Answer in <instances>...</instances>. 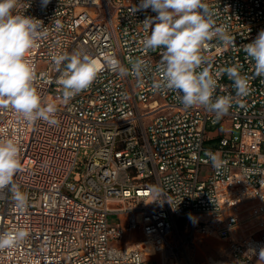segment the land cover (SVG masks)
I'll return each mask as SVG.
<instances>
[{
    "label": "built area",
    "instance_id": "obj_1",
    "mask_svg": "<svg viewBox=\"0 0 264 264\" xmlns=\"http://www.w3.org/2000/svg\"><path fill=\"white\" fill-rule=\"evenodd\" d=\"M204 2L234 40L206 43V66L215 76L239 65L250 84L237 97L226 73L217 78L214 97H233L219 118L200 106L186 110L175 92L153 87L162 49H143L150 31L142 22L157 13L133 14L140 0H50L46 7L17 0L15 14L42 22L27 58L42 104L56 107L59 123H27L0 109V142L19 147L13 183L28 197L21 212L11 192L0 190V233L27 232L0 250V264H142L154 253L155 264H264V77L243 51L264 30V0ZM76 51L103 70L65 102L51 57ZM113 56L125 68L143 59L147 71L121 76L106 64ZM212 156L222 167H213ZM110 215L117 220L109 223ZM132 232L152 242L154 253L139 240L123 242ZM205 235L223 242L219 257H198Z\"/></svg>",
    "mask_w": 264,
    "mask_h": 264
},
{
    "label": "clouds",
    "instance_id": "obj_2",
    "mask_svg": "<svg viewBox=\"0 0 264 264\" xmlns=\"http://www.w3.org/2000/svg\"><path fill=\"white\" fill-rule=\"evenodd\" d=\"M41 2L46 7L50 0ZM16 4L17 0H0V109L10 108L27 123L43 120L54 126L59 123L54 118L56 107L51 103L42 104L34 86L36 68L27 58V53L37 46L42 22L15 14ZM149 8L157 15L146 17L142 22L145 31H150L142 40V46L145 51L162 49V58L156 69L161 74V81L155 82L154 88L175 92L186 110L204 107L214 112L217 118L233 105L230 95L214 97L217 78L222 73L232 80L237 97L249 94V77L241 74V66L223 68L215 76L206 66L209 62L201 55L206 43L215 38L230 46L234 40L225 26L215 23V14L204 0H140L132 12ZM243 51L253 62L254 75L264 77V30L253 42L244 45ZM51 59L60 72L56 82L63 88L65 102L89 88L103 70L98 59L79 51L54 55ZM106 64L121 76L131 74L138 79L148 68L143 59H137L130 68H125L114 56L108 58ZM211 162L215 168L222 167L215 156L211 157ZM20 168L18 144L12 139L0 142V190L8 189L15 208L23 212L28 206V197L13 183ZM26 236L27 232L22 229L0 233V250L15 247ZM258 255L264 260V247Z\"/></svg>",
    "mask_w": 264,
    "mask_h": 264
},
{
    "label": "crops",
    "instance_id": "obj_3",
    "mask_svg": "<svg viewBox=\"0 0 264 264\" xmlns=\"http://www.w3.org/2000/svg\"><path fill=\"white\" fill-rule=\"evenodd\" d=\"M134 233H138V232H132V233H129V234H134ZM139 234V233H138ZM128 234H126V236H127ZM140 235V238H141V234H139ZM123 240H125V241H132V240H130V239H126L125 237H124V239ZM134 240H139V239H134ZM133 240V241H134ZM141 242V247L142 248H145L148 252L147 253H154V251H152V249H153V247H154V245H153V243L152 242H148L147 240H145V239H142V240H140L139 241V243ZM199 252H198V257L200 258V259H204V258H206V257H214V258H217V257H215V253H219V251H220V248L222 247V245H223V242L221 241V245L219 246V245H214V244H212V242H211V239L209 238V237H206V236H204V237H200V239H199ZM205 244H207V245H209L210 246V248L211 249H213L212 251H210V252H207L206 250H204V248H203V245H205ZM219 257V256H218Z\"/></svg>",
    "mask_w": 264,
    "mask_h": 264
},
{
    "label": "rangeland",
    "instance_id": "obj_4",
    "mask_svg": "<svg viewBox=\"0 0 264 264\" xmlns=\"http://www.w3.org/2000/svg\"><path fill=\"white\" fill-rule=\"evenodd\" d=\"M229 130H230V126H229V124H226V125H225V132H226V133H229ZM116 220H117V218H116L115 215H110V216H109V219H108V222H109V223H112V222H115ZM205 236H206V237H209V238L211 239L212 244H214V245H219V246L221 245V241H220L219 238H217L216 236H214V235H205ZM125 238H126V239H130V240H134V239H139V241L142 240V239L140 238V235H139L138 233L128 234L127 236H125ZM124 241H125V240H123V242H124ZM203 248H204V250H206L207 252H210V251L213 250V249H211L210 246L207 245V244L203 245ZM151 254H152V253H151ZM214 255H215V257H218V256H219V253L217 252V253H215ZM158 257H159L158 253H154V254L151 255V256H147V257H145V260H144V262H143L142 264H155V261L158 259Z\"/></svg>",
    "mask_w": 264,
    "mask_h": 264
},
{
    "label": "bare ground",
    "instance_id": "obj_5",
    "mask_svg": "<svg viewBox=\"0 0 264 264\" xmlns=\"http://www.w3.org/2000/svg\"><path fill=\"white\" fill-rule=\"evenodd\" d=\"M139 245L141 246V242L139 243ZM144 250H145V252H148L145 248H143ZM155 249H154V247H153V249H152V251H154Z\"/></svg>",
    "mask_w": 264,
    "mask_h": 264
}]
</instances>
